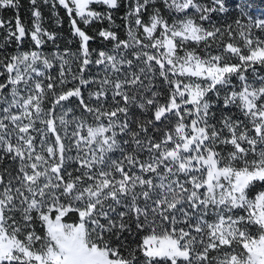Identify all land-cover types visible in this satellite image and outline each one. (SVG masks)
<instances>
[{
    "label": "snow or ice",
    "instance_id": "obj_1",
    "mask_svg": "<svg viewBox=\"0 0 264 264\" xmlns=\"http://www.w3.org/2000/svg\"><path fill=\"white\" fill-rule=\"evenodd\" d=\"M21 8L0 0V264H264V17Z\"/></svg>",
    "mask_w": 264,
    "mask_h": 264
},
{
    "label": "trees",
    "instance_id": "obj_2",
    "mask_svg": "<svg viewBox=\"0 0 264 264\" xmlns=\"http://www.w3.org/2000/svg\"><path fill=\"white\" fill-rule=\"evenodd\" d=\"M233 2H235V0H233ZM21 4H22L21 17L23 20H28V18H29V14L27 12L28 0H21ZM247 4L249 7V11L251 12V14L253 16L264 17V0H247ZM4 15L9 16L10 13L5 12ZM45 17H46V19L44 22V27L49 28V30H51L55 26L52 25L51 22L47 20V13H45ZM69 35L70 34L68 32V23H67V19H65L63 30H62V32H60L61 38H60V40H58V43H59L61 49L65 48V47H73L74 48V44H69V42H68ZM30 43H31L30 39L26 40V42L24 44L25 50H27L29 48ZM97 44H98V41H93L92 47L93 48L97 47ZM49 50H52V45L50 43L47 46H45V51H49Z\"/></svg>",
    "mask_w": 264,
    "mask_h": 264
},
{
    "label": "rangeland",
    "instance_id": "obj_3",
    "mask_svg": "<svg viewBox=\"0 0 264 264\" xmlns=\"http://www.w3.org/2000/svg\"><path fill=\"white\" fill-rule=\"evenodd\" d=\"M119 22V21H118Z\"/></svg>",
    "mask_w": 264,
    "mask_h": 264
}]
</instances>
